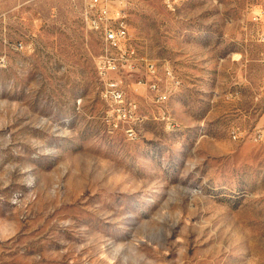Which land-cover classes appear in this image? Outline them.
<instances>
[{
  "label": "rangeland",
  "instance_id": "374dc122",
  "mask_svg": "<svg viewBox=\"0 0 264 264\" xmlns=\"http://www.w3.org/2000/svg\"><path fill=\"white\" fill-rule=\"evenodd\" d=\"M110 1L132 74L87 0H0V264H264V0Z\"/></svg>",
  "mask_w": 264,
  "mask_h": 264
},
{
  "label": "built area",
  "instance_id": "2783aa9c",
  "mask_svg": "<svg viewBox=\"0 0 264 264\" xmlns=\"http://www.w3.org/2000/svg\"><path fill=\"white\" fill-rule=\"evenodd\" d=\"M110 3V0H87L84 10L90 29L100 34L105 49V54L100 58L99 69L105 76L110 72L132 74L139 71V58L136 50L129 44V24L121 11L115 16L111 15ZM144 70L146 77L138 80V84L154 93L157 103H166L172 90L161 85L156 63L145 60ZM165 74L173 86L180 84L171 67L165 68ZM120 83L119 80H108L103 97L119 106V118L129 120L135 114L136 105L126 101ZM233 134L234 139L240 138L237 131H233ZM252 138L255 141H264V130L257 129Z\"/></svg>",
  "mask_w": 264,
  "mask_h": 264
},
{
  "label": "bare ground",
  "instance_id": "6f19581e",
  "mask_svg": "<svg viewBox=\"0 0 264 264\" xmlns=\"http://www.w3.org/2000/svg\"><path fill=\"white\" fill-rule=\"evenodd\" d=\"M170 95H171V94H170ZM170 95H168V98H169V96H170ZM168 98H167V100H166V101H168Z\"/></svg>",
  "mask_w": 264,
  "mask_h": 264
}]
</instances>
